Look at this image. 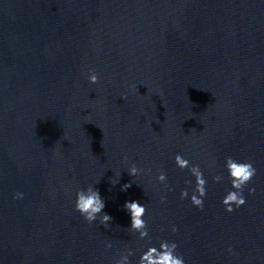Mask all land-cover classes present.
Here are the masks:
<instances>
[{"label": "water", "instance_id": "obj_1", "mask_svg": "<svg viewBox=\"0 0 264 264\" xmlns=\"http://www.w3.org/2000/svg\"><path fill=\"white\" fill-rule=\"evenodd\" d=\"M93 71L96 84L88 79ZM133 164L143 169L134 177ZM126 183L132 186L122 191ZM89 186L105 202L108 225L99 216L88 223L75 210L77 191ZM193 191L117 99L52 0H0V264H115L129 248L137 264L162 240L178 244L185 264H264L205 201L203 211L191 204ZM17 192L23 198L14 199ZM132 200L147 208L143 240L129 230L123 205Z\"/></svg>", "mask_w": 264, "mask_h": 264}, {"label": "clouds", "instance_id": "obj_2", "mask_svg": "<svg viewBox=\"0 0 264 264\" xmlns=\"http://www.w3.org/2000/svg\"><path fill=\"white\" fill-rule=\"evenodd\" d=\"M89 82L91 84H96L99 81V76L93 71L88 76ZM121 99H126L122 96ZM127 159V157H125ZM175 164L181 169H188L193 177H195V188L193 194L190 197L191 204L198 210L203 211L204 209V197L207 195L206 184L207 181L204 178V173L202 172L198 164L190 165L188 159H185L182 155H175ZM214 163V162H213ZM225 168L228 172L231 187L234 191H228L223 197L221 203L227 213H232L236 209L241 208L247 202L246 197L243 194L245 187L253 180L257 175V169L254 163L251 161H237L231 156H228L225 160ZM143 169L138 168L133 164L129 169L128 173L130 176L134 177L140 174ZM150 172L151 169H148ZM157 180L160 183L166 184V174L160 171ZM223 180L222 175L213 176V181L219 183ZM186 183L191 184V181H186ZM131 183H126L122 186V191H127L131 187ZM255 187L248 188V194H255ZM24 194L22 192H17L14 194V199L23 198ZM189 197L187 189H184L180 193V198L183 200ZM165 198H161V203H164ZM235 206V208L233 207ZM105 202L102 199L99 190L93 186H89L87 189H81L76 193L75 200V210L86 220L88 223H93L96 221L97 217H100V223L102 225H108L111 222L112 217L104 213ZM123 208L130 214V227L129 230L133 233H138V238L143 240L149 237L148 224L144 219L147 208L136 200L126 201ZM175 225L172 226L171 231L175 233L177 231ZM111 244L107 245L111 248ZM178 244L174 241L162 240L159 243V248L155 246H150L146 251L142 252L137 264H185V259L183 255L177 253ZM229 252H232L231 247H229ZM234 254V253H233ZM134 255L132 249H126L125 252L121 253L120 258L115 261V264H130V257Z\"/></svg>", "mask_w": 264, "mask_h": 264}]
</instances>
